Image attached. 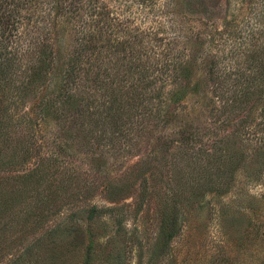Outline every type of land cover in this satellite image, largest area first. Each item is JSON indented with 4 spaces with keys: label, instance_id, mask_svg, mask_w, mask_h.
I'll list each match as a JSON object with an SVG mask.
<instances>
[{
    "label": "rangeland",
    "instance_id": "374dc122",
    "mask_svg": "<svg viewBox=\"0 0 264 264\" xmlns=\"http://www.w3.org/2000/svg\"><path fill=\"white\" fill-rule=\"evenodd\" d=\"M30 3L0 37L2 58L17 53L9 77L31 84L4 104L13 117L0 141V264H264V101L245 118L250 108L231 111L264 1L100 0L95 20L86 4L82 19L72 13L73 0ZM99 19L103 40L82 42L72 102L41 123L55 76ZM42 51L44 80L32 83ZM172 61L186 70L174 83L160 70ZM100 67L111 76L96 81ZM33 174L46 181L30 193ZM167 205L179 214L170 241ZM92 206L103 210L89 221ZM74 224L83 238L68 232Z\"/></svg>",
    "mask_w": 264,
    "mask_h": 264
},
{
    "label": "trees",
    "instance_id": "16d2710c",
    "mask_svg": "<svg viewBox=\"0 0 264 264\" xmlns=\"http://www.w3.org/2000/svg\"><path fill=\"white\" fill-rule=\"evenodd\" d=\"M34 0H0V37L4 38L5 41L10 39V33L12 29H15V24H17V18L21 14V11L26 10L27 6L31 4L30 2ZM99 1L100 0H73V3L71 6L74 8L72 13L78 14L81 17L80 12L83 11V4H86V8L84 9V13H87L90 15L92 19H97L101 15V11L99 8ZM264 1V0H263ZM75 4L80 5V7H75ZM76 16V17H79ZM75 18V17H74ZM72 18L71 20H74ZM101 20L99 19L96 21L95 25H92L93 30L89 31L88 33H81V37L79 38L80 47L77 49L75 52V55L67 62V68L64 70H60V75L55 76L57 79L58 83L54 87V91L50 93V96L47 98V100L43 101L39 107V112L37 113V117L40 119L41 123H47L49 120H59L58 119V113L59 109H61V106L65 103L70 104L72 102L73 96L69 92V84L68 82L71 81L75 75V72L77 70V64L78 61L81 60L79 57L80 54H82L85 50L82 47V42L85 40L89 39L90 42L93 41H100L101 39L103 40V27L100 24ZM12 28V29H11ZM228 31V30H227ZM226 32H221L220 36H224ZM97 32V33H96ZM254 34V33H253ZM252 34V41H253V46L251 48L245 49L244 52H242L244 61L246 64L249 66V72L248 73H242L241 75H247L246 79L249 78L247 81L244 82V88H242L243 91V96L241 98L234 97L232 98V104H231V111H240L249 109L248 115H245V117L250 116L252 111L255 109V98L258 97V99H261V102L264 101V7L261 9V32H259V37L255 38L256 36ZM130 47V43L128 42ZM3 43L0 44V47L3 48ZM103 48V47H102ZM237 53L234 52L233 56ZM239 53V52H238ZM38 57V62H36L38 65L36 68L32 69L30 71V77L32 79V83H38L42 82L44 79L42 78V74L45 71V68H47V65H45V51H42L40 53L35 52ZM113 55H118L117 51L112 52ZM17 53L13 55L12 58H2L1 53H0V141H3L4 138L8 134L5 133V130L8 128L7 127V117L11 119L13 117L12 114H10V110L7 109L6 106L4 105L5 102H9L13 98L10 96L12 95H21L19 92L20 91H27V87H30L31 84H25L23 82H19V85L17 86V81L15 79H11L9 77V73L13 71V64L17 61L16 57ZM240 55V54H239ZM131 62V61H130ZM173 62V61H172ZM174 65L173 67H169V63L167 62L164 66H161L160 70H163L161 72L162 75H166L168 73H171V76H168V78L173 79V83L175 80H178V75L181 73H185V67L183 64L180 62H173ZM260 66H259V65ZM142 65L141 63H138V61L131 62L128 66L129 71H133L134 74L138 73V69L141 68ZM245 65V64H244ZM140 67V68H139ZM101 71L97 72L96 76V81L104 79L106 76L109 77L111 76L110 71L105 69L103 71L102 67H100ZM90 73V72H89ZM118 74L119 77H126L127 73L126 71L122 69H118ZM116 82L120 83H125L126 79H121L117 77V73L114 75ZM171 79V80H172ZM171 96L175 97V92L172 90ZM43 100V99H42ZM2 105H4L3 108ZM251 105V107H250ZM246 111V110H245ZM241 116V114H240ZM31 119V118H30ZM29 120V119H28ZM241 121V119L239 120ZM237 123V122H236ZM7 127V128H6ZM186 139V138H185ZM189 139V138H187ZM234 141V140H233ZM236 143V142H234ZM24 149L22 148L21 151ZM29 151L28 149L26 150ZM17 153V152H15ZM26 155V154H24ZM13 157V156H11ZM195 155H192V159L194 158ZM226 157V155H225ZM16 158V157H13ZM230 159V151L227 154V160ZM204 175V174H203ZM207 175V174H206ZM209 176V175H207ZM32 181V182H30ZM46 177H41L39 175L33 174L30 178H26L24 180L23 184H27L28 191L31 193L33 192V182L36 183L37 186H42L43 183H45ZM29 182L31 183V186L29 187ZM50 182V189L49 191L53 190V183L52 180L49 179ZM68 184L69 179L64 180L63 183ZM3 189H1L2 193ZM35 191V190H34ZM48 191V192H49ZM192 193H193V187H192ZM43 194V193H40ZM53 193L48 194L45 199H41L40 203L44 204L47 199H49ZM1 204H3L0 201ZM101 208L97 206H92L89 208V221L94 220L97 216L101 215L102 213ZM108 211L111 215H115L116 211L115 209L107 208L104 209ZM178 213H175L168 205L164 208L162 215H161V232L167 241L172 240L177 231H178ZM71 221H73L71 224L74 222H77L78 219L76 215L70 217ZM77 219V220H76ZM117 230L120 231L122 227V221L117 219ZM68 228V232H74L75 237L77 239L83 238V235L85 233V230L82 227L76 226V224L72 225Z\"/></svg>",
    "mask_w": 264,
    "mask_h": 264
}]
</instances>
